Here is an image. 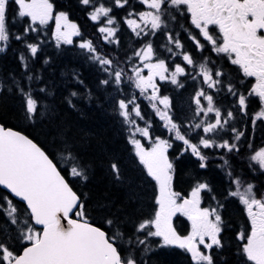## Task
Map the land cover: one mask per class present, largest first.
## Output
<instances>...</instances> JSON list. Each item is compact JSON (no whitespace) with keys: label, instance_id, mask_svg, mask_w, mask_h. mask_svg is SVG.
Wrapping results in <instances>:
<instances>
[{"label":"snow or ice","instance_id":"obj_1","mask_svg":"<svg viewBox=\"0 0 264 264\" xmlns=\"http://www.w3.org/2000/svg\"><path fill=\"white\" fill-rule=\"evenodd\" d=\"M47 47L94 82L72 68L57 85ZM10 51L0 264H264V0H0ZM92 103L118 125L112 147L72 119Z\"/></svg>","mask_w":264,"mask_h":264},{"label":"trees","instance_id":"obj_2","mask_svg":"<svg viewBox=\"0 0 264 264\" xmlns=\"http://www.w3.org/2000/svg\"><path fill=\"white\" fill-rule=\"evenodd\" d=\"M59 2L67 4L69 3V0H59ZM73 16L74 18H76L77 22L82 26V31L91 37L95 32L92 22L87 20L86 16L79 11L74 12ZM97 44L100 45L99 40H97ZM131 44L132 41L129 40L127 34H125L123 48L121 49V51H124L129 48ZM13 47H16V45H13ZM65 47L71 48L72 46ZM101 50H104L102 45ZM45 52L51 55L54 59V73L50 69L45 68L44 75L50 76L51 79L60 87H62V82L65 79L70 78L65 77L64 75H62V73L70 72L72 68H77L82 71L84 73V78L87 82H94L95 73L90 68H88L84 64V62L78 57L74 56L71 53L60 55L54 47H47L45 49ZM16 63L17 62L15 60V53L10 51L7 54H0V67L7 69H15ZM36 67H41L40 61H37ZM57 91H59V89H57ZM100 95L101 99H103V94ZM184 99H187V93L184 94ZM179 102L180 101L178 99V103ZM146 111L151 114L150 109H146ZM72 119L78 122L79 126L84 129L85 133L91 134L101 141V143L97 145V150L104 146L112 147L114 146L115 140L119 139L118 135L116 134V129L118 125L116 124L111 110L108 109L107 105H105L104 108H98L96 106V103H92L91 105L85 104L83 115H80L78 117L73 115ZM160 131L162 130H158L156 134H160ZM254 135L257 144H259L261 140H264V133H261L259 129H257ZM120 147L123 148V145L121 144ZM169 151L171 152L172 150L170 149ZM191 159L194 160L195 158ZM218 162L219 161H217V163ZM184 166L190 167L191 161L185 160ZM200 171L204 175L214 177L217 182L220 180V175H217V173H219V169H215L214 164H210L209 169H202ZM186 223V219L183 217H181L178 221V224L180 225L181 229H183ZM179 253L180 250H176V252L173 254H165L162 259L166 261V264H182L183 257Z\"/></svg>","mask_w":264,"mask_h":264}]
</instances>
